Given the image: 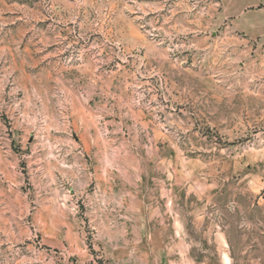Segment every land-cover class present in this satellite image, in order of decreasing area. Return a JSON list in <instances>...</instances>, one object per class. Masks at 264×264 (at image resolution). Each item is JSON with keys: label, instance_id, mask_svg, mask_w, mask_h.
Segmentation results:
<instances>
[{"label": "rangeland", "instance_id": "374dc122", "mask_svg": "<svg viewBox=\"0 0 264 264\" xmlns=\"http://www.w3.org/2000/svg\"><path fill=\"white\" fill-rule=\"evenodd\" d=\"M0 264H264V0H0Z\"/></svg>", "mask_w": 264, "mask_h": 264}]
</instances>
